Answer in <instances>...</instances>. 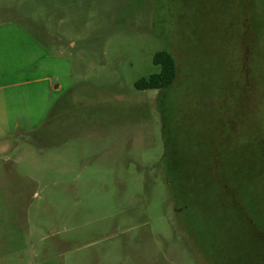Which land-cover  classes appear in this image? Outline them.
Returning a JSON list of instances; mask_svg holds the SVG:
<instances>
[{"label": "rangeland", "instance_id": "obj_1", "mask_svg": "<svg viewBox=\"0 0 264 264\" xmlns=\"http://www.w3.org/2000/svg\"><path fill=\"white\" fill-rule=\"evenodd\" d=\"M0 264H264V0H0Z\"/></svg>", "mask_w": 264, "mask_h": 264}, {"label": "trees", "instance_id": "obj_2", "mask_svg": "<svg viewBox=\"0 0 264 264\" xmlns=\"http://www.w3.org/2000/svg\"><path fill=\"white\" fill-rule=\"evenodd\" d=\"M153 63L159 67L158 72L137 80L135 86L138 90L164 91L175 82L177 76V61L170 50L164 49L157 51L153 57ZM168 184L170 186L169 181Z\"/></svg>", "mask_w": 264, "mask_h": 264}]
</instances>
